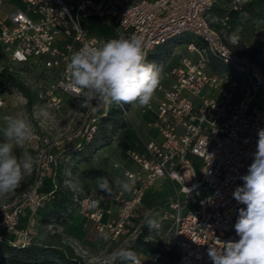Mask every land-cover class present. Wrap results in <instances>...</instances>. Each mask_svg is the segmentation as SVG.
I'll return each instance as SVG.
<instances>
[{"label": "built area", "instance_id": "1", "mask_svg": "<svg viewBox=\"0 0 264 264\" xmlns=\"http://www.w3.org/2000/svg\"><path fill=\"white\" fill-rule=\"evenodd\" d=\"M14 1L13 10L0 20V86L14 79L16 65L35 66L42 77L35 96L54 108L64 96H83L69 91L66 65L71 53L108 40L92 32L90 18L110 28V39L142 36L148 54L160 44L192 33L185 53L162 69L158 98L142 108L147 112L155 103V116L148 125L157 137L145 143L144 152L127 149L137 167L124 169L123 175L134 179V191L98 193L105 199L93 209L90 198L96 187L83 195L73 190V204L74 215L85 218L89 236L98 238L104 229L112 235L107 243L118 241L130 223L140 219L146 193L159 180H167L172 186L167 200L142 216L158 214L162 230L146 238L155 241L156 248L135 252L142 251L143 264H212L207 250L218 246L217 239H239L234 224L238 209L245 206L232 193L243 184L240 177L247 174L258 129L264 128V9L241 24L232 22V12L254 0ZM246 38L248 49H258L255 58L231 47ZM175 49L170 56L178 54ZM3 105L0 94V108ZM111 107L95 113L84 110L89 129L75 148L83 136L91 137L97 121ZM119 107L126 117L128 107ZM62 141L33 135L30 147L40 162L30 174L28 189L13 203H0V239L24 245L36 235L34 228L19 227L21 215L27 210L37 223L39 209L54 197L52 175Z\"/></svg>", "mask_w": 264, "mask_h": 264}, {"label": "clouds", "instance_id": "2", "mask_svg": "<svg viewBox=\"0 0 264 264\" xmlns=\"http://www.w3.org/2000/svg\"><path fill=\"white\" fill-rule=\"evenodd\" d=\"M144 38L140 35H120L100 46L84 45L71 53L66 65L70 77V93L83 94L80 107L95 113L113 104L148 106L162 79V69L147 59ZM0 128V197L13 194L25 175H30L39 164V158L27 153L17 155L16 149L32 139L30 124L12 115L3 117ZM256 151L247 174L240 177L243 184L233 191V198L245 207L238 209L234 224L238 240L218 241L209 247L212 264H264V128L258 129ZM96 191L90 198L95 209L104 201V193L111 196L114 187L125 193L134 191V179L110 181L104 175L95 179ZM149 232H159L162 224L158 214L145 217ZM98 239L108 242L109 231L101 229ZM111 260L121 264H143L141 254L131 247H120L111 252Z\"/></svg>", "mask_w": 264, "mask_h": 264}, {"label": "rangeland", "instance_id": "3", "mask_svg": "<svg viewBox=\"0 0 264 264\" xmlns=\"http://www.w3.org/2000/svg\"><path fill=\"white\" fill-rule=\"evenodd\" d=\"M252 6L253 9L257 7L255 2ZM6 8L7 6L0 5V15ZM192 38V33L186 32L175 38V40L170 43V46L171 48H176L175 52L177 50L180 51L185 48V43ZM162 56H157L156 59H153L151 62L155 63L158 61L157 59L161 60L163 63H159V67L164 69L173 62V59L169 55V52H164ZM41 80L42 77L37 67L29 65L22 67L16 65L14 79L8 83L6 87L0 86V94L4 98V105L0 108V128L4 126L3 117L5 115H12L26 120L32 128L33 135L44 134L53 140H63V151L58 154V161L54 168V175H52L53 180L57 182V184L60 182L62 183V187L77 191L78 186L82 184L90 186L92 184L91 182H94L97 177L104 175L109 176L110 181L124 179V175H122L121 172L123 167H134L135 163L130 161L128 157L126 158V156H122L120 159L118 158L121 153L126 150V146L122 144L118 135L121 128L116 127L114 130H110V133L107 135V141L99 144L91 153L75 151L77 148H75V145L80 135L84 134L89 129V125H87L88 120L84 118L85 109L79 106L84 96L79 98L64 96L58 108L49 107L44 102L39 101L35 96ZM129 107L128 114L126 117L123 115V119L126 122V126L130 124L131 128H134L138 120L141 121L143 119L142 115L145 112L142 111L143 107H136L134 105ZM139 108H141L140 111L138 110ZM146 128L147 125H144L142 128L139 127L140 140L142 139L145 141L147 138L148 132ZM76 134H78V136H75ZM33 135L32 139L28 141L23 148L16 149L17 155L27 153L33 156L30 147ZM67 137H71V139L67 140ZM2 139V134H0V141H2ZM113 154L118 157L110 160L108 164H106L108 166H102L101 163L104 161V158L107 159ZM81 164L84 165V168H82V173L80 174L78 171ZM87 174L91 177H87ZM30 180V175H25L20 186L13 194L0 197V203H13L16 201L21 194L28 189ZM171 187V183L166 180L165 183L159 186L158 184L153 186L152 190L146 193L145 201H143L142 208L139 211L141 212V216L138 227L135 231H132V234L127 235L116 243H107L95 240L93 237L90 238L85 234L84 228L80 230L81 236L75 234L69 236L66 229H68L74 217L77 215H74L64 222L48 223L45 228L41 223H38L37 220L39 231L34 240L35 242H39L46 239L57 243L65 249L69 255L79 256L84 264H112L114 261L111 260V252L120 247L127 248L131 244L132 239L140 232L142 221L145 220L142 217V213L163 204L169 197ZM116 188L118 187H114V189ZM48 204L49 202H46L39 209L38 213L41 214ZM2 216L3 213L0 211V219ZM78 225L81 228V225ZM19 227L24 228L21 222ZM141 253L142 251L140 250L139 254ZM49 259L52 260V258ZM54 261L56 264H63V262L59 260Z\"/></svg>", "mask_w": 264, "mask_h": 264}, {"label": "trees", "instance_id": "4", "mask_svg": "<svg viewBox=\"0 0 264 264\" xmlns=\"http://www.w3.org/2000/svg\"><path fill=\"white\" fill-rule=\"evenodd\" d=\"M262 8L259 7L255 13L250 14V16L246 18L245 22H249L254 17L259 16L262 12ZM232 22L237 23V20L232 18ZM88 26L92 32L102 34L108 40L111 38L112 34L110 28L105 26L97 19L90 18L88 20ZM247 40L249 39H240L238 44L231 45V47L238 53H245L250 57L255 58L258 54V49L255 47H250V49H248ZM171 42L172 41L156 46L148 54L147 59L151 62L153 59H156L157 56L161 57L164 52H169V55H171ZM162 57L165 58L164 56ZM157 60L158 61L155 63L158 66L159 63H163L161 60ZM11 81H8V83ZM8 83L5 84V87L8 85ZM125 105L127 107L130 106V104ZM124 126H126V122L123 119L122 111L119 105L113 104L108 113L99 118L96 123L95 130L91 133V137L88 139L86 136H83L80 139L79 145L75 151L91 153L98 147L99 144L105 143V141H107V135L110 133V130H114L116 127L122 128ZM61 184V182L58 184L56 182L54 197L49 201V204L46 206L44 211L38 216V223H41L44 228L48 225V223L64 222L74 216V192L69 188L62 187ZM144 221L141 224L140 232L132 239L131 244L127 247H131L133 251H136L139 248H145L148 251H152L156 248L155 241L146 240V238L150 236L152 232L150 233L148 231ZM49 258H52V260ZM54 260H59L63 262V264H84L83 260H81L79 256L69 255L67 251L59 244L50 240L44 239L39 242L31 240L28 244L23 245L11 242L4 238L0 239V264H56ZM112 264H121V262H114Z\"/></svg>", "mask_w": 264, "mask_h": 264}, {"label": "crops", "instance_id": "5", "mask_svg": "<svg viewBox=\"0 0 264 264\" xmlns=\"http://www.w3.org/2000/svg\"><path fill=\"white\" fill-rule=\"evenodd\" d=\"M256 3L257 7L256 8H252V4L253 3ZM14 4H15V1L14 0H5L2 4L0 5H5L7 6V8L1 13L0 15V20H4L5 18H7L8 14L13 10L14 8ZM259 7H263L262 10L264 9V0H254L253 2H249L247 4H245L239 11H235V12H232V17L235 18L237 20V23H245V20L246 18H248V16H250V14H253L257 11V9ZM253 10V11H252ZM177 55L176 56H171V58L173 59V62L171 64H173L176 59H177V56L180 55V54H183L185 53V50L182 49V50H177ZM170 64V65H171ZM169 66V65H168ZM167 66V67H168ZM159 96V93L157 91H155V94L153 96V100L155 101ZM67 97V96H66ZM131 106V105H130ZM130 109V107H129ZM141 108H139L138 110L140 111ZM155 110H156V105L154 103L153 107L151 110H148L147 112H145L142 116H143V119L140 121L138 120V123L137 125L134 127V128H131L130 124H128L127 126H124L120 129V131L118 132V135L122 141V144H124L126 146V150L124 152L121 153L120 157L116 156L115 154L109 156V158H104V161H102L101 165L102 166H105L106 164H108V162L110 160H113L114 158L116 159L117 157L120 159L122 156H126V158L128 157L130 161L134 162L130 156L127 154V149H133L137 152H144L145 150V143L147 141H149L150 139L152 138H155L157 137V134L155 132V130L153 128H151L148 123L154 118L155 116ZM138 111V112H139ZM130 112V111H129ZM141 116V115H140ZM146 126L147 125V132H148V136H147V141L145 139L144 140H140L139 138V127H143V126ZM119 139V140H120ZM135 163V162H134ZM108 166V165H106ZM137 167V164L135 163V166L134 167H128V166H124L123 169L121 170L122 172V175H123V170L126 169V168H129V169H135ZM82 168H84V165L81 164L80 166V169H79V173L81 174L82 173ZM89 174V172H88ZM87 174V177H91ZM109 178V176H107ZM123 178L125 179V177L123 176ZM89 179H92V178H89ZM110 180V179H109ZM166 180H159L158 182H156L155 185L158 184V186L162 183H165ZM92 184L90 186H85L84 184L80 185L77 187V190L83 195L85 194L89 188L91 187H96L95 183L94 182H91ZM154 185V186H155ZM49 189V187L47 186L46 187V190ZM120 190L119 188H116L114 189V191H118ZM152 190V188H151ZM113 191V192H114ZM125 193V192H124ZM145 198H146V195L144 197V200L145 201ZM107 206H109L108 203H106ZM112 207H115L112 205ZM143 214V213H142ZM77 216L74 217L73 221L71 222V224L69 225L68 229H66L67 233L69 234V236L72 234V235H77V236H81V229L84 228L83 224L85 222V218L82 217L81 215L79 214H76ZM139 218L136 219V220H133L132 223H130L129 227H128V230L121 236V239L125 238L127 235L129 234H132V231L138 227L139 225ZM21 223L23 224L24 227H31V228H34L36 229V235L34 236V238L37 236L38 234V226H37V223L34 224V222L31 221V218L29 216V213L27 210H25L22 215H21ZM81 225V228L79 227V225ZM85 231V234L92 238L91 236H89L85 230V228L83 229ZM34 238H32V240H34ZM94 238V237H93ZM95 240H100L98 238H94ZM118 240V241H119ZM101 241V240H100ZM118 241H114L113 243H116Z\"/></svg>", "mask_w": 264, "mask_h": 264}]
</instances>
